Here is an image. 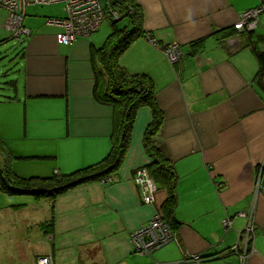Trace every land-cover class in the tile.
I'll return each mask as SVG.
<instances>
[{"label": "crops", "instance_id": "1", "mask_svg": "<svg viewBox=\"0 0 264 264\" xmlns=\"http://www.w3.org/2000/svg\"><path fill=\"white\" fill-rule=\"evenodd\" d=\"M135 2L143 34L119 64L151 84L162 113L154 143L178 175L180 224L170 242L178 259L149 264L192 253L201 264H264V189L257 186L264 180V73L255 78L249 40L233 28L244 10L264 0ZM36 5L23 14L29 34L12 56L0 53V140L22 177L70 173L101 160L114 122V107L93 94L94 66L102 69L92 46L99 48L111 31L99 33V27L70 45L58 43L61 28L47 19L63 17V6L61 16L38 19L26 13ZM6 18L0 6V49L9 38ZM260 22L264 29V15ZM251 41L262 51L264 34L254 31ZM169 44L182 51L175 63L161 49ZM151 120L149 106L137 109L123 159L106 182H83L53 199L0 192V225H20L19 237L28 236L27 227L47 225L33 264L48 254L55 264H131L129 233L156 211L140 200L133 181L135 169L151 162L142 143ZM226 218L229 227L222 225ZM248 220L254 233L246 246L239 235Z\"/></svg>", "mask_w": 264, "mask_h": 264}, {"label": "trees", "instance_id": "2", "mask_svg": "<svg viewBox=\"0 0 264 264\" xmlns=\"http://www.w3.org/2000/svg\"><path fill=\"white\" fill-rule=\"evenodd\" d=\"M110 10H115L118 15H122L114 20ZM124 19H127L126 24L119 27V21ZM106 20L111 32L99 48L92 46V57L93 61L97 58L102 69L94 66V97L101 103L114 107L109 152L101 160L70 173L22 177L12 170L10 166L12 156L4 142L0 140V192L7 195L28 194L35 198L53 199L77 184L108 176L116 170L123 159L137 109L141 106H149L152 111V120L144 130L142 143L151 159L146 168L157 187L153 205L161 218L174 230L180 224L175 216L178 175L172 162L154 143L162 113L155 104L154 90L145 76L131 74L119 64L120 55L143 34L142 12L135 0H109ZM253 36L254 31L245 34L247 41L249 40L246 45H250L257 59L258 71L255 78L260 79L264 73V51H259L252 44Z\"/></svg>", "mask_w": 264, "mask_h": 264}, {"label": "built area", "instance_id": "3", "mask_svg": "<svg viewBox=\"0 0 264 264\" xmlns=\"http://www.w3.org/2000/svg\"><path fill=\"white\" fill-rule=\"evenodd\" d=\"M56 2L63 4L65 15L61 18H48L47 23L61 28V31L56 36L58 43L70 45L79 36L88 35L100 27L101 23L106 19V9L109 0H0V6L7 11L4 27L9 36L21 41L23 35L29 34V30L24 28L22 24L26 6ZM110 14L114 20L119 18L115 10H110ZM261 15H264V2L257 7L244 10L234 23L233 28L242 34L256 31L257 27L261 25ZM150 41L158 46L153 39H150ZM161 49L171 63L177 62L182 56V51L176 45L161 46ZM107 180L109 179L106 177L101 179V182H106ZM133 181L139 189L140 200L146 204H153L157 187L149 175L147 168H137L133 174ZM257 186L260 189H264V180L258 179ZM222 225L229 227L231 219H224ZM253 233L254 227L251 220H248L244 229L240 232V240L247 246L253 237ZM173 240H175L174 230L161 218L157 211L154 212L146 224L138 226L129 233L132 252L141 256L151 254L156 249L164 247ZM232 249L235 250L236 245ZM240 256L242 258L246 257L247 252H242ZM201 262L202 257L199 254L192 253L186 254L178 261L155 264H201ZM35 264H53L52 256L50 254L38 256Z\"/></svg>", "mask_w": 264, "mask_h": 264}, {"label": "rangeland", "instance_id": "4", "mask_svg": "<svg viewBox=\"0 0 264 264\" xmlns=\"http://www.w3.org/2000/svg\"><path fill=\"white\" fill-rule=\"evenodd\" d=\"M52 4L53 5L42 4L27 7L26 13L27 15H33L38 19H43L48 15L61 16L63 14L61 11L63 4L61 2ZM121 15L122 14H119L118 17ZM126 21L127 19L120 20L118 26L121 27L122 25H125ZM109 30L111 31L110 25L108 21L105 20L103 23H101L99 33L108 32ZM256 31L264 34V29H261L260 26L257 27ZM19 42L21 41L15 37L9 36L7 46L1 48L0 53L2 55L4 53L12 56L15 51V45H19ZM262 46L263 47L258 48L264 51V45ZM2 79L3 78L0 76V81H2ZM1 86H3V83L0 84V87ZM2 92H4V89H0V94ZM16 196L26 197L28 194H16ZM19 226L20 225H0V264H33L34 255L40 248L43 247L42 243L45 237H43L44 234L41 231L45 229L47 225H34L32 229L27 227L28 236L25 237H19L15 231ZM177 254V245L168 243V245L156 249L153 253L146 254L144 256L132 252L131 264H149L154 262V260L161 262L174 258L178 259L176 258ZM53 264H55L54 261Z\"/></svg>", "mask_w": 264, "mask_h": 264}]
</instances>
